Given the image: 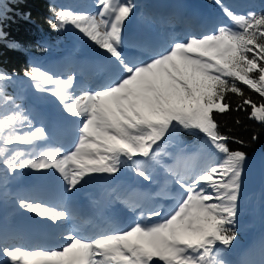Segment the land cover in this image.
Wrapping results in <instances>:
<instances>
[{"label":"snow or ice","instance_id":"6c2138e0","mask_svg":"<svg viewBox=\"0 0 264 264\" xmlns=\"http://www.w3.org/2000/svg\"><path fill=\"white\" fill-rule=\"evenodd\" d=\"M215 2L230 25L177 37L162 48L145 37H126L134 0H95V12L54 7L50 26L75 29L103 51L111 73L107 82L77 92L74 73L61 78L36 65L24 71L36 91L56 98L58 119L75 123L67 149L43 147L48 129L34 125L19 97L8 93L17 76L0 72V184L29 169L55 173L72 193L93 177L114 176L129 164L151 181L145 162H153L179 189L170 211L134 202L129 207L138 215L129 226L108 224L91 238L65 231L56 247H24L0 234V264H234L228 257L238 236L247 157L229 147L216 115L232 110L231 93L240 97L237 110L248 108L251 119L264 123V12L237 13L223 0ZM241 85L261 102L246 96ZM181 132L202 135L219 159L202 169L190 165V157L164 162L161 145ZM18 206L53 227L75 216L66 205L19 198ZM242 264H264V239Z\"/></svg>","mask_w":264,"mask_h":264},{"label":"rangeland","instance_id":"374dc122","mask_svg":"<svg viewBox=\"0 0 264 264\" xmlns=\"http://www.w3.org/2000/svg\"><path fill=\"white\" fill-rule=\"evenodd\" d=\"M92 1V0H91ZM156 2H163L166 5L167 1L170 0H154ZM193 3H192V2ZM184 1L176 0L174 2H169L170 5L174 4V7L178 8V13L167 15V12L163 15H155L158 12V5L154 14L145 15L144 8L141 9L138 6L135 9L134 16L130 17L129 20H136L137 17L140 18V23H138L139 36L147 38L150 43L157 47L162 48L167 46L173 39L180 37L183 38L188 35H202L209 30V32L216 27L218 24L230 25L231 22L225 17L219 7L215 5L211 10L208 9L203 3L198 0ZM95 0L92 1V5L87 9L86 12H95L94 7ZM136 4V3H135ZM179 6H176V5ZM185 4L191 13L199 22L205 24H213L209 29H203L199 25H191V22H196L194 18H186L182 12V6ZM138 5V4H136ZM140 6V5H139ZM239 12V10H234ZM189 25V29L184 27V21ZM217 22V23H216ZM127 24V22H126ZM187 25V26H188ZM154 26V32L151 29ZM125 35L128 38H133L127 34V28L125 25ZM86 42L80 43L79 52H74L68 48H63L60 52L50 56L42 64V68L48 72L64 78L70 74H75L76 82L75 89L77 92L84 88L96 87L102 82H107L111 78V73L108 71V65L106 61L105 54L100 51L95 54V59L92 61L84 60L78 54H94L91 52L89 46H86ZM78 55V56H76ZM101 57L105 59V63L101 62ZM27 94V93H26ZM33 100L41 102L36 95L33 93H28ZM48 107H53V119L46 123L45 126L49 132V140L43 147H57L63 146L67 149L71 146L73 142V133L75 131V123L71 125L66 124L64 121L59 120L60 115V105L55 97L50 96L48 102L44 104ZM51 107V108H52ZM37 125H41L39 119L34 118ZM42 149L38 148L36 151ZM173 158L167 159L168 163H172L176 157H190V164H197L200 168L209 162V158L215 152L210 148L208 143L205 141L204 137L200 139L198 145H194L192 148L187 147L184 150H172ZM215 163V162H214ZM213 164V163H211ZM155 167H151L152 180L145 181L154 184L158 189L157 194L153 196L141 195V193H135L129 190L124 184L118 186L113 192H107L105 197V202L102 203L100 199L93 202V208L91 214L89 213L88 218L84 221L79 217V202L82 198H90L93 190L96 189L98 176L93 177L88 181L79 191H74L72 193H67L64 190L63 182L56 176L55 173H38V178L35 181H31L29 189L31 193L28 195L27 199L36 200L38 202H43L45 204L63 206L66 205L70 211L75 213L73 219L63 222L58 226L53 227L49 222H42L39 217H36L32 213H28L18 206V201L15 204L3 202L0 204V212H11V221L7 220L8 223H0V234H6L10 238L11 243L21 244L24 247H56L61 245L64 241L61 240V233L65 231L75 230L78 235L85 238H91L96 235L100 230H107L105 225L111 224L114 228H124L129 226L134 222L137 213L130 210L129 205L134 202H142L146 206H157L163 207L165 211H170L174 207V199L176 193L172 194L171 187L175 186L174 183L169 185L168 189L161 192L160 186L163 185L162 174L164 173L165 179L171 181V178L165 173L163 169H157V164ZM162 168V167H161ZM133 168L130 166L125 169L122 168L120 174H132ZM134 172V171H133ZM137 176V175H136ZM139 181H144L142 177L137 176ZM172 182V181H171ZM46 184V187L43 184ZM53 189V190H51ZM57 190V191H55ZM179 191L177 187V192ZM159 193V194H158ZM116 197H120L117 199ZM171 200L172 205L169 207L163 206L164 200ZM263 199V201H262ZM114 202H118L125 210V219L116 223L112 221H103L102 218H107L113 210ZM264 151H259L253 157H247L244 166V173L242 177V189L240 199L238 201V216L237 224L239 225H250L251 228L248 229L246 241L239 248L242 250L243 254L242 262L251 258L254 253L259 249L261 240L264 239ZM111 217V216H110ZM11 222V223H9ZM53 241L51 244H47L49 241ZM247 241L254 243V247L251 250H245V245ZM240 255V257H241ZM240 258H233L234 264H239Z\"/></svg>","mask_w":264,"mask_h":264},{"label":"trees","instance_id":"16d2710c","mask_svg":"<svg viewBox=\"0 0 264 264\" xmlns=\"http://www.w3.org/2000/svg\"><path fill=\"white\" fill-rule=\"evenodd\" d=\"M198 1L204 3L210 9L217 5L215 0ZM223 2L231 9L236 8L239 10L238 13L254 11L259 14L264 12V0H223ZM91 4V0H0V13L3 14V18L0 19V32L4 34L0 37V72L17 76L15 81L8 84L7 91L9 94H15L19 97L18 102L32 118L34 125H37L34 118L39 119L40 124L44 123V120L41 114L28 104L25 93L32 92L43 103H47L51 95L47 92L36 91L31 82L24 78V71L32 65L42 68V62L48 56L61 51L63 48H70L74 52L79 51L80 41L86 42L94 52L102 51L83 38L71 26L63 30H56L51 27L48 21L53 18L52 9L54 7H71L77 11H87ZM183 11L191 16L185 4L183 5ZM10 44L19 47H10ZM241 87L244 89L246 96H250L257 103L261 102V97L258 94L247 89L246 86L241 85ZM227 98L232 110L223 115L217 114L216 119L220 131L230 137L229 147L232 150L245 152L246 157L250 158L259 151H264V123L251 119L250 109L248 108L237 110V105L241 103L239 96L229 93ZM201 138L202 135L183 132L169 137L161 145L162 156L160 159L168 163L167 159L173 158L172 150L192 148L200 143ZM240 141L243 143H240ZM218 159L216 153L212 154L209 162L200 168L211 165ZM151 163L155 165V163ZM190 165L197 167L195 163ZM37 174L32 170L24 169L18 172L15 177L8 178L6 183L0 184V204L3 202L15 204L16 199L26 197L29 192L21 184V181L26 176H36ZM0 175H2V170H0ZM164 187L167 188V186ZM11 212H0L3 222L6 219H11ZM248 227V225L236 224L238 236L233 246L244 243ZM231 255L232 252L228 257L229 259Z\"/></svg>","mask_w":264,"mask_h":264},{"label":"bare ground","instance_id":"6f19581e","mask_svg":"<svg viewBox=\"0 0 264 264\" xmlns=\"http://www.w3.org/2000/svg\"><path fill=\"white\" fill-rule=\"evenodd\" d=\"M102 186L101 185H99L98 186V188H101ZM106 194H107V192H105V190L104 191H102V193L99 195V199H100V201L102 202V203H104L105 202V197H106ZM112 213H113V211H111V213H109L108 215H112ZM110 218L112 219V221H114V222H116V223H120V222H118V221H115L114 220V218L113 217H107V218H102V220L103 221H110ZM51 243H53V241H49V242H47V244H51Z\"/></svg>","mask_w":264,"mask_h":264}]
</instances>
